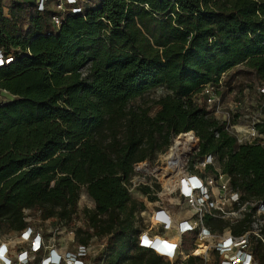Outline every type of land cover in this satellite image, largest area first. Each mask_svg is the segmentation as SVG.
I'll return each mask as SVG.
<instances>
[{"label":"trees","instance_id":"1","mask_svg":"<svg viewBox=\"0 0 264 264\" xmlns=\"http://www.w3.org/2000/svg\"><path fill=\"white\" fill-rule=\"evenodd\" d=\"M82 1V12L60 13L49 2L40 10L37 0H11L7 13L0 0V49L14 56L0 67V89L12 95L0 104V228L29 227L26 210L69 226L84 186L90 224L106 241L98 260L168 264L139 245L145 204L128 186L135 164L173 137L194 131L195 157L213 156L233 189L264 199V146L238 144L194 97L241 64L264 80V0ZM161 86L169 93L154 114L130 106ZM135 189L156 199L149 185ZM217 221L206 218L222 228ZM246 228L245 220L232 231ZM253 254L264 264L261 242Z\"/></svg>","mask_w":264,"mask_h":264},{"label":"built area","instance_id":"2","mask_svg":"<svg viewBox=\"0 0 264 264\" xmlns=\"http://www.w3.org/2000/svg\"><path fill=\"white\" fill-rule=\"evenodd\" d=\"M38 8L43 10L47 2L53 0H37ZM66 12H82L81 0H66ZM93 0H86L92 2ZM76 3L75 5H69ZM69 5V6H68ZM67 9V10H66ZM54 28L62 23L58 14L51 17ZM50 33V32H49ZM14 56L4 54L0 49V67L12 62ZM230 71V70H229ZM229 71L223 72L216 80L205 83L195 95H200L202 104L208 115L220 120L224 129L236 138L238 144H260L264 146V80L258 76L254 86V100H235L232 104L225 105L221 99V91L225 85ZM253 88V87H252ZM253 99V97H252ZM196 100V99H195ZM242 106V113L238 114V107ZM237 118H236V117ZM239 119V121H238ZM243 121V123H239ZM193 133V140L199 141L194 131L179 133L178 135ZM197 139H196V137ZM193 140L191 142H193ZM198 146V145H197ZM214 157L208 155L198 158L199 171H177L179 165H172L171 171L176 170L174 180L181 179V183L169 194L177 192L179 197L188 202L193 212L188 218H176L172 210L168 213L166 207L159 206L151 215V226L141 231L138 243L141 247L149 248L162 258L173 262L178 257L185 236H193L196 246L205 249L200 254H195L199 259L208 261L209 252L212 251L217 260L216 264H261L253 254V244L256 241L264 246V199L258 197L244 198L243 194L230 185L229 176L215 167ZM168 164L170 165V162ZM136 165V164H135ZM213 165L214 171L207 172V166ZM224 221L222 228H213L206 222V218ZM247 223V228L242 233L235 234L232 226L242 221ZM154 226L164 231L175 230V238L152 232ZM160 237V240L157 239ZM174 239V240H173ZM16 245H27L15 257L11 254V245L0 244V264H32L36 259L37 264H86L90 244H81L76 256L73 253L61 254L54 245L45 244L44 236L30 226L16 234ZM48 251V252H47ZM48 253V254H47ZM36 254L39 255L36 258Z\"/></svg>","mask_w":264,"mask_h":264},{"label":"rangeland","instance_id":"3","mask_svg":"<svg viewBox=\"0 0 264 264\" xmlns=\"http://www.w3.org/2000/svg\"><path fill=\"white\" fill-rule=\"evenodd\" d=\"M1 1L5 8L4 10L8 13V7L11 3V0ZM82 2L84 1L81 0V3ZM66 3V0H53L49 4V6L55 12L63 13L66 11H63L61 7L63 5V8H65ZM89 3L90 5L93 4V2ZM226 80H229L228 86L225 85L221 91V99L225 105H228L230 103L232 104L233 102H235V100L244 102V100L247 99H255L256 95L254 94V86L256 85L258 78L252 72V70L248 69L244 64L238 65L235 68L231 69ZM168 93V90L163 86L152 88L146 91L143 95L134 98L130 102V106H142L144 108H149L150 114H154L159 108V106L156 104V100ZM194 97L198 103L202 104V100H200L199 94L195 95ZM11 99L12 95L9 92L4 89H0V104H4ZM242 108V106L238 107V114H240V112L242 113ZM239 123H243V121ZM186 139L187 137L184 134L176 135L171 139L170 145L164 152L151 154L153 155L151 158V155H149L146 160L136 163L134 167V174L132 175L128 189L129 192L132 193H130L131 196L137 202H143L145 204V209L140 213V216L137 217V224L139 225L141 231L147 229L152 225L151 215L153 211L159 206L166 207V211L168 213L170 212V210H172L173 215L177 219L188 218L193 212L192 208L188 205V202L186 200L180 198L177 192L169 194L165 186L166 179L175 177L177 175L175 172L176 170L171 171L169 169L168 161L170 159L167 158L172 147L176 144L175 142L177 141L181 142L179 144V154L180 157H182L180 158V165L177 171H199V164L197 163L198 158L195 157L198 139L196 137L197 140H193V142H190V144L187 143L188 145L185 143ZM213 162L215 164V167L217 169H220L215 159H213ZM207 172L212 173V171L210 170H207ZM143 185L150 186V194L155 195L156 199L150 200L148 194L145 193V197L135 189L136 187L141 189V186ZM93 208L94 201L88 196V194L86 193V188L83 186L81 188L80 199L78 202V211L74 217L72 224H70L69 226L61 225L53 218L42 220L39 217V213L34 210H26L25 212L29 226L35 231L40 232L44 236L45 244L46 246H48L46 250H49V247L51 245H54L57 248L58 252L61 254L65 255L68 253H73L77 256L80 251L81 245L79 237H82L81 234H77V229H79L82 234L88 236V243L90 244V248L87 257H78L84 259L86 264H105L104 259H97L98 254L104 249L106 241L104 237H101L94 232V229L90 224V218L87 210H91ZM215 224L217 227H219L221 222L217 221ZM152 232H157L161 235L173 238L177 236L175 230L164 231L162 228L157 229V226L153 227ZM16 234H19V232H13L9 230L7 226H2L0 228V244H10V251L14 257L22 249H27V245H16ZM157 239L160 240V237H157ZM196 248H198V246H196V244L194 243V237L187 235L183 238L182 246L180 247L178 252V257L174 259L173 262H170L164 258L163 259L167 261L168 264H184L189 255L196 256L194 254V249ZM38 257L39 255L36 254V258ZM208 259V261L199 259L197 261V264H216L217 258L212 251L209 252ZM32 264H37V260L35 259ZM61 264H67V262L62 261Z\"/></svg>","mask_w":264,"mask_h":264},{"label":"bare ground","instance_id":"4","mask_svg":"<svg viewBox=\"0 0 264 264\" xmlns=\"http://www.w3.org/2000/svg\"><path fill=\"white\" fill-rule=\"evenodd\" d=\"M187 139H186V144H190V142L194 139L193 138V133H188L186 135ZM176 144L172 147L169 155L167 156V158H169L170 160H172L170 162V165L168 166L170 169H172V165L175 163L176 166L177 165H180V154H179V144L181 143L180 141H177L175 142ZM192 143V142H191ZM187 144V145H188ZM185 150V149H184ZM183 150V151H184ZM187 152H188V148H187ZM189 154V153H188ZM182 155V154H181ZM185 157V156H184ZM165 172V171H164ZM169 174V173H168ZM166 177V176H165ZM181 183V179L178 178L177 180H174L172 178H168L166 179V182H165V186H166V189H167V192H170V190H173L176 188V186H178L179 184ZM14 244V243H13ZM205 249L201 248V246H199L198 248L194 249V254H200L202 252H204Z\"/></svg>","mask_w":264,"mask_h":264},{"label":"clouds","instance_id":"5","mask_svg":"<svg viewBox=\"0 0 264 264\" xmlns=\"http://www.w3.org/2000/svg\"><path fill=\"white\" fill-rule=\"evenodd\" d=\"M3 247V246H2ZM2 247H0V250L2 249Z\"/></svg>","mask_w":264,"mask_h":264},{"label":"crops","instance_id":"6","mask_svg":"<svg viewBox=\"0 0 264 264\" xmlns=\"http://www.w3.org/2000/svg\"><path fill=\"white\" fill-rule=\"evenodd\" d=\"M174 240V239H173ZM48 254V253H47Z\"/></svg>","mask_w":264,"mask_h":264}]
</instances>
